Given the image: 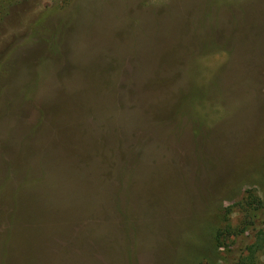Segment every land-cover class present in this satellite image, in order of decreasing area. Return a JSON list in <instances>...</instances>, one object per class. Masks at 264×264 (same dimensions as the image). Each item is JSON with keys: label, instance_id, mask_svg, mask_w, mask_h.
I'll list each match as a JSON object with an SVG mask.
<instances>
[{"label": "rangeland", "instance_id": "rangeland-1", "mask_svg": "<svg viewBox=\"0 0 264 264\" xmlns=\"http://www.w3.org/2000/svg\"><path fill=\"white\" fill-rule=\"evenodd\" d=\"M250 193L264 0H0V264H233Z\"/></svg>", "mask_w": 264, "mask_h": 264}, {"label": "trees", "instance_id": "trees-1", "mask_svg": "<svg viewBox=\"0 0 264 264\" xmlns=\"http://www.w3.org/2000/svg\"><path fill=\"white\" fill-rule=\"evenodd\" d=\"M248 206H252V210H258L259 208H264V204L260 199L256 198L253 194H249L248 199L246 200ZM245 209V208H244ZM246 210V209H245ZM229 214L232 213L230 209ZM226 221L227 218L224 217ZM230 225L226 223L223 227V230H218L214 240L216 248L225 247V239L232 234L230 232ZM248 229V225L244 224L242 228L238 227L237 231L239 233H244ZM252 230V241L249 244H246L237 256L234 258L233 264H264V218L260 220L259 226H255ZM227 233V234H226Z\"/></svg>", "mask_w": 264, "mask_h": 264}]
</instances>
